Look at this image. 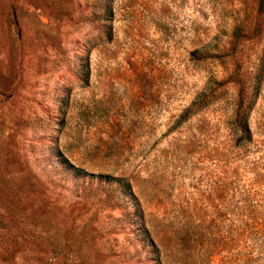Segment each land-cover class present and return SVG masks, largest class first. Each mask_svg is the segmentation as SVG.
Listing matches in <instances>:
<instances>
[{"label": "rangeland", "instance_id": "1", "mask_svg": "<svg viewBox=\"0 0 264 264\" xmlns=\"http://www.w3.org/2000/svg\"><path fill=\"white\" fill-rule=\"evenodd\" d=\"M160 257L264 264V0H0V264Z\"/></svg>", "mask_w": 264, "mask_h": 264}, {"label": "trees", "instance_id": "2", "mask_svg": "<svg viewBox=\"0 0 264 264\" xmlns=\"http://www.w3.org/2000/svg\"><path fill=\"white\" fill-rule=\"evenodd\" d=\"M239 120H240L241 132L247 134L249 130H248V124L246 122V113L243 114L240 113ZM156 264H163L161 257L159 258V260H157Z\"/></svg>", "mask_w": 264, "mask_h": 264}]
</instances>
